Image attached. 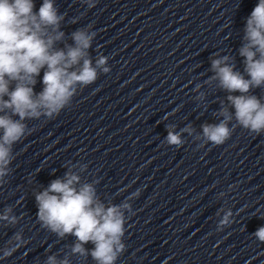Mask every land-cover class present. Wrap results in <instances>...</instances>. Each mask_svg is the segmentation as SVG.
Here are the masks:
<instances>
[{"label": "clouds", "instance_id": "obj_1", "mask_svg": "<svg viewBox=\"0 0 264 264\" xmlns=\"http://www.w3.org/2000/svg\"><path fill=\"white\" fill-rule=\"evenodd\" d=\"M86 2L89 8L94 7V0ZM35 7V0H0V177L6 174L11 162L12 145L25 135L26 120L58 115L71 102L77 86L86 87L97 80V69L110 71L105 67L108 57L101 56L95 67L88 58L95 32L78 29L71 34L73 45L56 48V43L65 36L60 30L64 16L59 14L54 0H42L39 9ZM244 31L246 43L239 54L244 58L247 76L234 70L225 56L212 60L213 79L228 93H239L227 97L235 120L240 127L260 135L264 134V103L248 93L252 88L264 86V0H258L246 18ZM41 70L43 89L37 93L34 88ZM219 115L223 117L219 123L202 126L205 141L213 145L224 144L233 132L229 127L233 113L224 108ZM166 139L177 148L183 143L180 135L171 130ZM77 183L79 176L70 172L37 193V219L42 227L59 237L75 236L73 254H90L96 264H116L125 250L121 239L125 234L124 211L131 210V205L105 207L92 184L85 183L77 189L74 186ZM10 211L7 209L0 219L9 220ZM230 215L231 212L224 215L220 229L228 224ZM10 222L15 223L16 218L11 217ZM253 235L264 242V227ZM14 241H21L20 234L15 235ZM9 243L12 246L4 250L5 257L20 246ZM88 243L93 245L90 251L84 247ZM46 264H69V261L49 256Z\"/></svg>", "mask_w": 264, "mask_h": 264}]
</instances>
